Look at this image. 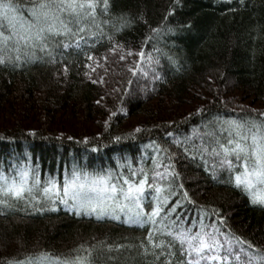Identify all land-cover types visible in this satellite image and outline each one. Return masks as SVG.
Segmentation results:
<instances>
[{
	"label": "trees",
	"instance_id": "obj_1",
	"mask_svg": "<svg viewBox=\"0 0 264 264\" xmlns=\"http://www.w3.org/2000/svg\"><path fill=\"white\" fill-rule=\"evenodd\" d=\"M12 2L31 6L27 0ZM110 4L116 27L120 23L115 18H134L131 28L115 35L113 43L120 45L115 52L105 38L90 49L91 61L83 52L68 49L67 60L54 66L35 63L24 70L0 66V172L12 175L13 169L27 166L36 170L42 182L49 176L63 181L73 169L100 174L111 170L128 176L125 165L152 169L158 149L179 156L186 146H199L201 138L206 139L204 125L212 117H236L242 110L264 112V0H110ZM157 28L163 34L145 50L159 48L165 54L157 67L161 79H154L151 72L147 77H133L120 56L138 53ZM104 32L112 34L107 27ZM133 57H128L127 66L139 60ZM64 64L69 68L66 77ZM96 72L106 81L100 82ZM136 86H141L140 92L133 94ZM68 115L75 127L66 126ZM137 128L142 131L137 133ZM33 132L36 135H30ZM117 136L122 138L119 142ZM207 159L205 171L181 156L177 169L195 203L184 201L182 191L170 196L169 205L181 201L174 218L182 217L185 224L197 221L195 231L199 217L212 224L217 221L212 210L222 211L226 222H217L222 232L231 230V235L264 250V206L252 205L246 195L226 185L227 171L214 180V161ZM161 161L167 163L164 151H159L156 162ZM161 186L167 187L164 182ZM17 208L0 214V264L41 252L73 259L80 245L90 247L99 241L113 247L138 245L148 233L149 226L77 217L60 207L58 212L41 214L25 209L23 202ZM155 240L170 241L171 237L157 233ZM179 247L176 244L177 258ZM94 264L157 262L152 255L143 256L139 248H125L104 253Z\"/></svg>",
	"mask_w": 264,
	"mask_h": 264
},
{
	"label": "snow or ice",
	"instance_id": "obj_2",
	"mask_svg": "<svg viewBox=\"0 0 264 264\" xmlns=\"http://www.w3.org/2000/svg\"><path fill=\"white\" fill-rule=\"evenodd\" d=\"M27 4L31 6L21 7L12 0H0V66L13 70H24L35 63L54 66L67 60L68 49H74L77 54L83 52L91 61L94 58L90 49L107 38L115 52L120 47L113 43L115 35L131 28L134 22L132 17L120 16L115 18L120 23L116 27L110 0H27ZM22 11L28 13L27 17L19 15ZM105 27L112 34L105 33ZM163 31L152 29L138 53L129 51L120 56L123 62H127L128 57H139L127 68L133 77H147L151 72L154 79H161L157 67L165 54L159 48H153L152 52L145 48L158 41ZM165 58L172 61L171 57ZM68 72V65L64 64L62 74L66 77ZM88 75L85 72V76ZM128 83L131 85L132 81ZM204 127L206 139L202 137L199 146L192 149L186 146L179 156L158 149L152 169L146 171L125 165L128 176L111 170L100 174L73 169L63 181L49 176L42 182L36 170L27 166L18 171L13 169L12 175L0 172V214L20 210L17 208L20 202L25 209H32L37 214L59 211L58 207L45 205H63L65 211L77 217H95L97 221L110 220L140 228L149 226L147 236L138 245L116 244L113 247L107 241H99L90 247L80 245L74 250L73 259L41 252L23 260H10L7 264H94L104 253L125 248H139L143 256L152 255L157 264H173L174 258L177 264H252L253 261L264 264V250L231 235V230L222 232L217 226V222L219 225L226 222L222 211L212 210L217 218L212 224H205L204 218L199 217L198 230L195 231L197 221L189 220L191 226H188L182 217L176 215L174 218L181 201L169 205L170 196L182 191L184 201L195 203L184 188L185 180L177 169L181 156L205 171L208 169L207 158H213L211 175L214 180L218 181L219 174L227 171L226 185L246 195L252 205L264 206V112L242 110L241 115L231 118L217 115ZM141 131L136 129L137 133ZM172 135L168 133V136ZM121 139L115 137L116 142ZM183 143H187V137ZM159 151H164L167 163L156 162ZM190 151L191 156L188 155ZM149 172L152 173V183H149ZM161 182L167 187H162ZM146 207L150 211H146ZM157 233L171 237V240L157 242ZM176 244L180 246L179 258ZM108 259L114 258L109 256Z\"/></svg>",
	"mask_w": 264,
	"mask_h": 264
},
{
	"label": "rangeland",
	"instance_id": "obj_3",
	"mask_svg": "<svg viewBox=\"0 0 264 264\" xmlns=\"http://www.w3.org/2000/svg\"><path fill=\"white\" fill-rule=\"evenodd\" d=\"M127 53H125V54H123V55H126ZM133 57V56H132ZM135 57L136 56H134L133 57V60H135ZM111 58V57H110ZM131 58V57H130ZM130 58H128V60H127V63H128V61H129V59ZM126 62H124L122 65L123 66H125V68H129V67H131V66H127V65H129V64H127ZM106 64V63H105ZM100 65H101V63H100ZM110 68V67H109ZM111 69V68H110ZM105 73H106V71H105ZM96 76H97V78L100 80V82L102 81V79H103V81H106L105 79H104V75H102V74H100L99 72L97 73L96 72ZM103 77V78H102ZM227 87V86H226ZM140 89H141V86H136L135 88H134V93L133 94H137V92L139 93L140 92ZM228 91V90H227ZM245 95V94H244ZM245 97V96H244ZM192 99V98H191ZM190 99V100H191ZM239 99V98H238ZM246 101H249V99H242L241 100V102H243V103H245ZM192 102H194V103H198V101H195V99L192 101ZM258 103L259 102H255L254 104H253V107H257L258 106ZM63 120V119H62ZM73 120L74 119H71V117L68 115L67 117H65V124H66V126H68V125H70V126H76V124L73 122ZM70 128V127H69ZM196 137V136H195ZM55 207H60V208H62V209H64V206L63 205H55ZM121 219L123 220L124 219V217L122 216L121 217ZM212 264H215V262H212Z\"/></svg>",
	"mask_w": 264,
	"mask_h": 264
}]
</instances>
